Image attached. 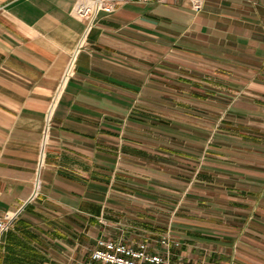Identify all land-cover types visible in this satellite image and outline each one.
Listing matches in <instances>:
<instances>
[{
	"label": "crops",
	"instance_id": "crops-1",
	"mask_svg": "<svg viewBox=\"0 0 264 264\" xmlns=\"http://www.w3.org/2000/svg\"><path fill=\"white\" fill-rule=\"evenodd\" d=\"M78 1L0 0V264L167 233L189 264H264V0L128 2L90 28Z\"/></svg>",
	"mask_w": 264,
	"mask_h": 264
},
{
	"label": "built area",
	"instance_id": "built-area-1",
	"mask_svg": "<svg viewBox=\"0 0 264 264\" xmlns=\"http://www.w3.org/2000/svg\"><path fill=\"white\" fill-rule=\"evenodd\" d=\"M145 2L148 0H79L74 7V14L89 21V28L94 18L101 11L111 13L121 4L128 2ZM157 2H166L167 0H155ZM192 8L197 12L201 9L203 0H189ZM75 55H72L67 63L60 83L56 90L54 102L58 98L61 90L64 88L70 75L75 70ZM56 103V102H55ZM55 103H51L47 114V123L44 129L43 138L46 141L49 120L52 108ZM18 212L8 211L0 217V244L2 236L13 227ZM172 236L170 233L162 235L155 243L150 241H140L137 244H128L119 240L99 237L88 258L81 261L80 264H189L180 258H173L171 253Z\"/></svg>",
	"mask_w": 264,
	"mask_h": 264
},
{
	"label": "rangeland",
	"instance_id": "rangeland-1",
	"mask_svg": "<svg viewBox=\"0 0 264 264\" xmlns=\"http://www.w3.org/2000/svg\"><path fill=\"white\" fill-rule=\"evenodd\" d=\"M75 64H76V60H75ZM75 68H76V65H75ZM62 75H63V73H62ZM62 75H61V77H62ZM74 75H75V70H74V72L70 75V77H69V79L67 80V83L65 84V86H64V88L61 90V92H60V94H59V96H58V98L56 99V103L54 102V99H55V94H56V90H57V87H58V85H59V83H60V80H61V77H60V79H59V82H58V84L56 85V87H55V89H54V91H53V93H52V95H51V97H50V99H49V103H48V107H47V110H46V118H45V126H46V123H47V121H46V119H47V114H48V111H49V107H50V105H51V103H55L54 104V106H53V108H52V112H51V117H50V120H49V127H48V129L50 128V124H51V121H52V117H53V115H54V112H55V109H56V107H57V105H58V103H59V101H60V98L62 97V95H63V93H64V91H65V89H66V87H67V84H68V82L74 77ZM45 129V128H44ZM151 205H154V204H151ZM156 206V205H155ZM169 206H171L170 204H169ZM167 209H168V207H167ZM167 215L169 214L168 212L166 213ZM17 220V219H16ZM155 220H156V217H155ZM164 223H168L169 222V220H170V218L167 216V217H165L164 219ZM15 223H16V221H15ZM15 223L13 224V226L15 225ZM156 226H158V224L156 223L155 224ZM11 229V228H10ZM9 229V230H10ZM94 247V245L92 244V243H89V242H87L85 245H84V248H83V250H82V253L84 254V258L83 259H86V258H88V256H89V254H90V252H91V249ZM83 257V256H82ZM82 259V260H83Z\"/></svg>",
	"mask_w": 264,
	"mask_h": 264
}]
</instances>
